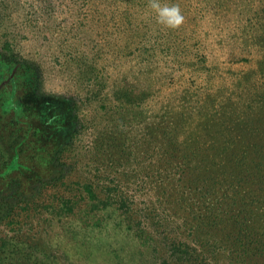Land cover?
I'll return each instance as SVG.
<instances>
[{"label":"rangeland","instance_id":"rangeland-1","mask_svg":"<svg viewBox=\"0 0 264 264\" xmlns=\"http://www.w3.org/2000/svg\"><path fill=\"white\" fill-rule=\"evenodd\" d=\"M158 2L177 5L183 22L160 23L152 0H0V50L35 67L38 90L77 108L83 120L69 177L90 178L96 164L89 159L97 155L110 172L108 188L126 191L140 207L175 197L156 147L165 133L210 149L264 99L257 70L264 60V0ZM12 104L0 97V121L11 117ZM15 169L9 170H23ZM82 206L67 217L41 210L20 233L41 245L51 263L102 264L100 249L108 245L125 248L112 257L118 263L155 264L124 235L114 212L95 221L81 216Z\"/></svg>","mask_w":264,"mask_h":264},{"label":"trees","instance_id":"trees-1","mask_svg":"<svg viewBox=\"0 0 264 264\" xmlns=\"http://www.w3.org/2000/svg\"><path fill=\"white\" fill-rule=\"evenodd\" d=\"M257 70L264 75V60ZM36 72L0 50V84L8 82L1 84L0 97L16 106L0 121L6 122L0 127V264H58L21 235L22 226L42 216L41 210L75 215L82 203L81 216L95 221L114 212L124 235L155 264H264V99L260 108L244 110L240 122H232L226 142L210 149L165 133V142L156 147L162 148L165 186L175 197L140 207L126 191L108 188L110 172L100 167L97 155L89 159L96 164L90 178L69 177L68 159L83 120L77 108L38 90ZM124 249L101 248L102 264H121L112 257Z\"/></svg>","mask_w":264,"mask_h":264},{"label":"clouds","instance_id":"clouds-1","mask_svg":"<svg viewBox=\"0 0 264 264\" xmlns=\"http://www.w3.org/2000/svg\"><path fill=\"white\" fill-rule=\"evenodd\" d=\"M151 7L157 12L159 22L169 28H176L183 22V15L177 5L161 7L158 0H152Z\"/></svg>","mask_w":264,"mask_h":264}]
</instances>
